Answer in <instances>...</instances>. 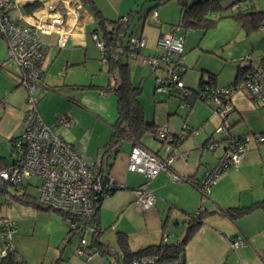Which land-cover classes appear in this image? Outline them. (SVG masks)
Listing matches in <instances>:
<instances>
[{
	"label": "crops",
	"instance_id": "0c3cea01",
	"mask_svg": "<svg viewBox=\"0 0 264 264\" xmlns=\"http://www.w3.org/2000/svg\"><path fill=\"white\" fill-rule=\"evenodd\" d=\"M149 1L151 0H92L103 16L109 20L124 17L137 8L140 10L139 15L143 17L146 13L142 15V11ZM233 1L226 0L224 5H228ZM36 2H39L40 6H35ZM256 2L258 0L254 2L255 5ZM56 3L55 8L50 9L49 5H53V0L19 2V6L11 13V17L20 24H28L33 19L35 22H42L45 19L51 21L54 18L60 20L59 25L65 36H62L58 30L47 33H43L40 29L37 30L40 40L48 46L42 64L40 86L44 88V85L46 89L53 88L57 92L62 90V85L60 84L59 88H57L59 84L57 79L59 77L55 72L56 68L58 70L60 68L65 69L66 78L65 81L63 80L65 84L67 79H73L71 74L74 69L69 71V68L82 65L88 67V63L95 59L90 51L96 53L93 48L92 41L94 39L92 35L97 29L98 23L94 12L85 5L83 0H56ZM151 5L153 3L148 4L149 7ZM240 6L246 8L249 7V4L243 2ZM157 12L158 19L156 24L159 25V30L155 39L150 41L146 39L147 36L145 37L147 21H144L138 34V37L143 36L146 39L145 48L151 42L156 45L161 34L170 30V27H164L165 21L169 19L167 11L164 9L159 11L157 9ZM218 29L224 32V35L223 37H218L221 42L216 40L215 45H221V47L226 48L228 42L233 41L237 34H241L243 38L245 37V45L251 44L253 46L252 52L255 51L256 40L254 37L252 38V34L246 35L243 28L233 19H222L216 30ZM259 30L264 31L263 28ZM192 32L197 34L199 31ZM134 34L136 35L135 32ZM207 34L208 36H206ZM209 36H211L210 31L204 36H198L196 40L192 39L191 41L190 38L188 47H192L195 43V47L201 45L205 48L212 47L211 42L214 36L212 35L208 39ZM64 37L66 41L62 42L61 39ZM205 37L206 45L203 43ZM186 40L185 46L187 44ZM195 47L194 49L197 50ZM247 48L242 47L243 54H238L239 57L235 58L236 61L245 58V55L250 51H247ZM208 49L209 52H213L212 48ZM151 54L143 53L140 56L141 60L147 62V58ZM263 55L256 56V59L252 58V65L259 64ZM224 59L226 60V57ZM199 63L198 65L196 64L197 68H199ZM206 67L204 65L201 69L210 70V68ZM187 68L188 64L184 73L187 72ZM49 69H52L51 73H49ZM217 74L219 75V73ZM19 76L20 72L16 68L15 63L8 58L7 42L0 31V141L9 143L11 155L13 140L22 133L24 128V116L27 107L28 91L21 84ZM200 76L199 73V79ZM68 85L79 87L76 84ZM71 98L69 97V100H72ZM232 104L234 111L229 115V120L232 126L230 132L233 136L264 130V111L255 107L254 101L247 93L237 92L232 97ZM71 106L70 111L74 112V108ZM206 113L207 119L205 121L208 122L204 125L201 123L203 126L201 125L202 128L200 129L204 128V130H199L196 134L184 130V126L187 124L192 130L199 129L197 128L199 126H196L197 121L189 120V118H182V120L167 118V122L170 125H162L168 126L174 133H184L186 136L180 146L182 156L178 157L172 164V168L185 180L173 181L165 172L154 178L150 183V189L156 195V202L152 208L146 210L147 212L140 214V210L134 203L132 191L134 188L144 184L147 180L146 177L130 171L128 173L116 172L111 174L114 164L112 165L110 174L111 176L113 175L112 177L116 181L128 187L121 189L128 191H126L128 197L124 201L120 197L121 202L115 201L110 206L112 208L111 215L106 214L105 209L107 207L104 202L106 199L108 201L117 198V194L115 195L114 193L108 196L102 202L99 222L104 232L100 236V241L105 253H101L96 246H90L87 255L77 256L75 249L80 242V238L74 245L73 238L77 233H70L64 219L59 214L39 210L31 204H23L12 196V199L6 202L8 210L6 209L7 214L3 216V219H8L15 225L16 232L12 235L14 249L27 264H53L57 259L60 260L58 264H121L122 254L118 247L117 231L127 234L129 246L133 251H138L150 244H159L162 241L174 242L180 238L174 239L175 229L172 226L174 225L178 229L181 226V222L185 223L189 216L188 214L196 213L200 210V207H203V210L210 212V214L205 218L204 224L186 247V264H264V211L257 209L236 220H232L221 211L232 206H248L264 197V143L254 144L252 149L246 152L238 167L224 171L210 187L206 198L203 199L196 183L205 176L210 166L217 164L219 157L224 151V146L222 147L219 143V146L214 149H210L206 145L213 138L212 135L217 128H214L215 125L211 121H215L216 126L219 123L215 112L211 113L208 108ZM73 114L71 116L74 121L72 126H74L61 127L63 129L59 131V134L68 142L80 146L78 142L84 137L79 135L75 129L77 127L75 124L83 122V119L81 115ZM41 116L48 125L56 122L57 117L55 118L52 114L43 112ZM49 126L51 127V125ZM222 139L224 140L223 135ZM156 142L158 143L156 148H152L148 144L146 146L151 151L158 153L160 144L158 141ZM3 145L7 146L6 143H3ZM97 147L100 146L96 140V143L91 145L90 150L86 149L87 155L93 157V150ZM99 155L97 154L93 158L99 159L102 156ZM129 155L130 153H128L127 157L128 163ZM163 155L165 156V154ZM0 157L10 160L7 158L6 152L0 154ZM120 169L122 170V167ZM135 175H139L141 178ZM16 201L21 205L10 207L11 203ZM25 207L32 208V213L25 211L23 209ZM129 215H131L130 218ZM124 217L126 222H123ZM185 225L187 224L185 223ZM109 228L113 230L112 234L110 233L111 230H108ZM36 233L41 235L44 240L35 238ZM238 237L249 241V245L242 248L240 252H236L231 248L232 240ZM64 242L65 244H63Z\"/></svg>",
	"mask_w": 264,
	"mask_h": 264
},
{
	"label": "built area",
	"instance_id": "2783aa9c",
	"mask_svg": "<svg viewBox=\"0 0 264 264\" xmlns=\"http://www.w3.org/2000/svg\"><path fill=\"white\" fill-rule=\"evenodd\" d=\"M37 0H0V31L6 39L8 58L21 69L19 80L28 91L27 107L24 116V128L22 133L14 141L16 157L14 164L0 168V191H6V202L12 199L7 187H13L16 192L26 186L37 189L38 204L62 211L66 214L65 223L72 233H80V242L75 249L77 256L88 254L93 238H97L99 228L97 225V199L99 194L110 195L115 188L124 186L116 181L110 174L105 175L100 162L87 155L85 148L76 146L66 141L62 135L55 133L45 123L38 108L36 91L42 77V64L47 52V44L40 40L37 30L43 33L58 30L62 36V28L58 18L51 21L45 19L42 22L31 21L28 24H20L12 19L11 13L19 6V2H34ZM56 0L50 9L55 8ZM55 4V5H54ZM56 10V9H55ZM158 12L153 13L157 20ZM37 27V28H36ZM264 29V28H263ZM180 27L172 26L171 29L161 34L157 45L164 48L166 53L162 56L155 55L147 58V62L153 70L167 69V77L157 76V91L168 93L172 86L175 90L188 93L183 87L182 73L186 68L184 53V39L179 35ZM95 46L104 55L105 44L98 34L93 33ZM62 42L66 38L61 39ZM146 40L143 36L132 40L134 47H145ZM246 60V59H245ZM246 60V63H248ZM105 61V59H102ZM168 63V65H167ZM166 71V70H165ZM251 79L238 85L237 91L233 88H221L213 94H222L211 98L218 104L217 114L221 118V124L216 128V133L228 137V145L217 165L209 167L205 176L196 183L203 199L216 179L226 170L238 167L246 152L252 149L254 144L264 143V132L249 133L240 137L232 136L231 123L228 118L234 111L232 97L237 92H247V95L255 99L256 108L264 107V83L262 69L252 72ZM227 96V97H225ZM231 98V99H230ZM227 99V100H226ZM230 99V100H229ZM184 107L189 104L184 102ZM61 122L70 125L72 117L62 115ZM156 137L164 146L165 156L155 153L141 145H134L129 155L128 170L142 174L146 182L132 191L135 195V203L139 210L146 211L155 205L156 195L150 189L151 181L160 173L165 172L173 181L185 180L173 168V162L182 153L180 149L171 146L174 137L168 126L160 125L156 129ZM213 147V143L211 144ZM39 178V182L31 179ZM8 193V194H7ZM9 195V196H8ZM203 211V207L197 211V216ZM3 231L1 241L4 246L0 253L7 255L14 252L12 235L16 232L15 225L8 219H3ZM249 245L245 238L238 237L231 242L232 250H240ZM133 264H162L159 256L148 255L136 259Z\"/></svg>",
	"mask_w": 264,
	"mask_h": 264
},
{
	"label": "trees",
	"instance_id": "16d2710c",
	"mask_svg": "<svg viewBox=\"0 0 264 264\" xmlns=\"http://www.w3.org/2000/svg\"><path fill=\"white\" fill-rule=\"evenodd\" d=\"M83 1L85 2V5L94 12V15L97 18L98 24H97V29H95L94 33L98 34L100 39L105 44L104 55L103 56L101 55V58L105 59V61L103 62L107 64V71L115 81L114 84H108L106 87L100 86L101 91L111 90V92L117 98V119L115 123L112 124V132H111L110 140L102 147L103 148L102 156L99 159L94 158L100 162V168L104 173H106L105 175L110 174V169L113 165V161L116 159L121 144L124 140L130 142L132 146L141 145L146 149L150 150L146 146L147 144L144 141V137L147 133H152L155 140L158 141L160 144L159 152L161 153L164 152V146L162 145L161 141L156 137V129L160 125L156 124L155 121H148L146 118L145 109L142 102V93H143L142 84L141 83L138 85L134 84L131 78L129 58L142 56L145 49V47H134L132 45V40L135 37H138V35H135L133 32L134 26L137 24V22H140L142 19H143V23L144 21L146 22L151 15L153 16V13L157 11L158 7L167 4L171 1H176L179 6L180 18L178 23L172 24V26L180 27L179 35L183 36L184 39L183 55L185 56V61H186L185 40H186V35L189 32L199 31L202 32L201 36H204L211 29L216 28L219 22L224 18H231L234 21H236L243 28L246 35H251L257 30L264 28V10L256 7V5L254 4L256 0H234L232 3L228 5H224L221 0H151L154 1L156 4L146 11L145 16L141 17L139 15L140 10L139 8H137L134 11H130L126 16L116 20H109L105 18L102 12L92 2V0H83ZM243 2L248 3L249 7L242 8L240 5ZM35 6H40L39 2H36ZM234 7L236 8V10ZM163 50L164 52L162 54H151V56H149L148 58L153 57L155 55H158V57L162 56L163 54L166 53V50L164 48ZM245 59L246 60L250 59V60H248V63H246ZM237 63H238V67L234 80L227 85L219 86L218 74L211 70L204 69L202 70L199 79L198 88L186 86L182 82L183 87L189 91L188 93L175 90V85H170L172 86V89L165 94L169 96L178 97L181 103L183 104L184 102L188 103L189 106L185 107L188 110L187 113L192 109V107L194 106L197 100H201L210 106L213 107L215 106L214 110L215 113L217 114L218 104H216L215 101H213L211 98L213 97V95H218V97L222 99L224 95L222 94L219 95L218 93L213 94V92H216V90H219L221 88H230V89L233 88L234 90L237 91L238 85H240L241 83L248 82L251 79L250 75L252 74V72L257 71L259 69H262V75H263L262 82L264 83V55L262 56L261 62L255 66L252 65V60L250 57H245L240 61L238 60ZM161 70L163 72H160V74L156 73L155 76V89H157V84H156L157 76L160 75L163 77H167L168 75L166 73L167 69L162 68L160 69V71ZM79 87L81 89V86ZM249 97L253 101H255L253 97L251 96ZM260 108H264V107H260ZM184 130L196 134L198 133L200 128L192 130V128L188 127L187 124L184 126ZM261 132H264V130ZM215 133H216V129H215ZM252 133H258V132H252ZM172 135L174 137V140L173 142H171V146L180 149L182 142H184L185 140L186 137L185 134L184 133L177 134L172 132ZM214 135L215 134L212 135L213 138L206 145H208L210 149H214L215 147L219 146L218 143L221 145V143L224 142L223 152H225L228 145L227 142L228 137L224 136V140H223L222 135H219L220 136L219 139H216ZM240 136L243 135H239L235 137H240ZM14 141L15 139L13 140V146H12V160H7L3 157H0V168H5L10 166L11 164H14L16 160L15 159L16 151H14ZM212 143H213V147H211ZM221 156L219 157V159L221 158ZM28 188L29 187L26 186L21 191L14 192L12 196H14L15 200L23 204H31L39 210L57 213L64 220L66 219V214H64L62 211L52 209L49 207H44L38 204L36 199L37 194L33 195L29 193ZM124 188H128V187L124 185L122 187L115 188L113 192L107 196H104L102 193L99 194L97 199V213H96L97 225L100 232L99 237L104 232V230L100 227V222H99V214L103 200L106 197L113 195L117 190H121ZM4 192L6 193V191ZM206 196L207 194L205 195V198ZM257 209H262L264 211V197L252 202L248 206H232L223 209L221 211L232 220H236L237 218L250 214L251 212ZM209 214L210 212L204 210L200 213L199 216H197V212L193 214H188L189 216L185 221V223L187 224L186 230L183 236L179 240L174 242L162 241L159 244H150L138 251H133L130 248L128 243V236L125 232L117 231L118 247L122 254L120 261L121 264H133V262L136 259L148 255L159 256L162 264H186V261L185 263H182V255L185 253L187 245L195 236V234L200 229V227L204 224L205 222L204 220ZM68 228L70 230L69 226ZM2 231H3V227L1 224L0 234L2 233ZM3 246L4 243L3 241L0 240V251L1 248H3ZM93 246H96L101 253H105V250H103L102 248V243L97 238H93V240L91 241V247ZM59 261L60 260L57 259L53 264H58ZM0 264H27V263L14 249L13 253H8L7 255H2L0 253Z\"/></svg>",
	"mask_w": 264,
	"mask_h": 264
},
{
	"label": "rangeland",
	"instance_id": "374dc122",
	"mask_svg": "<svg viewBox=\"0 0 264 264\" xmlns=\"http://www.w3.org/2000/svg\"><path fill=\"white\" fill-rule=\"evenodd\" d=\"M226 0H222V3L225 4ZM150 7L148 4H152ZM148 4L146 3L143 11V13H146V11L153 7L156 3L149 1ZM256 7L259 9H264V0H258L256 2ZM165 10L167 11L169 15L168 21H165L164 27H171L170 24H176L179 21L180 14H179V6L176 1H171L167 4H164L160 7H158V10ZM225 21V20H224ZM157 21L153 18L151 15L147 19V23L145 25L146 31H145V37L146 39L152 41L155 39V36L157 35V32L159 30V25L156 24ZM226 23V22H223ZM233 23V22H230ZM143 25V21L137 22V25L134 26V32L136 35L140 33V29ZM234 25V24H233ZM218 27V25H217ZM216 27V28H217ZM222 27V26H219ZM216 28L210 30V35L208 39L214 36L213 41L211 42L213 52H209L208 48L203 47V45L195 47L196 43L192 47H188V44L190 43L192 39H195L199 36L201 37L202 32H189L187 37V44L185 46V54H186V65L188 64L187 72L183 73L182 76V82L186 86H190L193 88H198L199 84V73L201 75V68L205 65L206 68H210L211 71L215 73H219L218 75V84L219 86H224L229 83H231L234 80L238 63L235 58L239 57L238 54H243L242 47H248L247 55L245 57H250L251 59H256L258 55L264 54V31L258 30L254 33H252V38L256 40V45L254 46V52L253 46L251 45H245V37L241 36V34H237V37L233 39V41L227 43V47H221V45H215V41L221 42L218 40V37H223L224 32H221L219 29L216 30ZM232 28V27H231ZM208 36V34L206 35ZM145 39V40H146ZM206 37L203 41L205 44ZM250 41V40H248ZM94 51H90V53H93V58L91 62L88 63V67L85 66H79L74 68H69V71L71 69L73 70V73L71 74L72 80L67 79V83H63V80L65 81V74L66 71L63 68H60L59 70L56 68L55 72L58 75L57 82H59L57 88H59V85H62V90L55 91L53 88L46 89L43 85L42 88L40 84H38V88L36 91V98L38 100L37 102V108H39V112L41 115L43 112H46L48 114H52L56 118V122L50 123L52 130L59 134V131L63 128L61 127H71L74 123L73 117L71 116L74 112V114H79L82 116L83 122L76 123L77 127L75 128L80 136H83L84 138L81 139L78 142V145L83 146V148L89 149L91 148V145L99 142V146L96 149L93 150V155L100 154L102 155L103 148L102 146L109 140L112 132V124L115 123L117 119V98L116 96L111 92V90H100V86L106 87L108 84H114L115 81L113 77L109 74L107 71V64L102 62L101 58V52L100 50L94 45L95 41H92ZM251 43V41H250ZM206 45V44H205ZM225 46V45H224ZM197 48V50L194 49ZM225 50H224V49ZM204 50V51H202ZM144 54L152 53V54H162L164 50L159 47L155 43H148V46L144 49ZM223 53V55H222ZM226 57V60L224 59ZM233 56V57H231ZM223 59H222V58ZM233 60H232V59ZM199 68L196 67V64ZM130 63V70H131V78L134 84H142L143 87V93H142V102L145 109L146 118L148 121H155L158 125H170V123L167 122L168 119L179 120L182 118H189V120L197 121V125L199 126L197 128H202L201 123L203 125L208 122L205 121L207 119V113L206 109H210L211 113H214L215 106H210L206 104L205 102L201 100H197L192 107V109L187 113V108L184 107L183 103H181L180 99L176 96H169L165 93H161L156 91L155 89V74L160 72H163L160 69L153 70L152 66L146 62L141 60V57H131L129 58ZM16 68L19 70L21 74V69L17 64ZM201 66V67H200ZM186 68L183 69L185 71ZM52 72V69H49V73ZM76 82V83H69V82ZM68 84H76V87L74 85H68ZM69 97H72V100H69ZM39 98V99H38ZM40 100V101H39ZM70 105L74 108V112L70 111ZM208 107V108H207ZM261 111H264V108H260ZM70 115L72 117V122L70 125H66L65 123L60 121V117L62 115ZM73 114V115H74ZM218 116V115H217ZM168 118V119H167ZM219 123L217 126L221 124V119L219 118ZM209 120V119H208ZM213 125H215L214 128H216L215 121H211ZM200 123V124H199ZM202 125V126H203ZM74 126V125H73ZM72 126V127H73ZM201 130V129H200ZM204 130V128L202 129ZM172 132V131H171ZM214 137L216 139L220 138V134L214 133ZM61 135V134H60ZM63 137V136H62ZM67 141V140H66ZM144 141L146 144L151 146L152 148L158 147V143L156 142L154 136L152 133H147L144 137ZM1 147H0V154L7 153V158L12 160L11 155V148L9 146V143L0 141ZM3 143H6L7 146H4ZM222 147L224 146V142L221 143ZM221 147V148H222ZM131 144L130 142L124 140L121 144L120 151L116 157V159L113 161L114 167L112 169L111 174H115L116 172H123L128 173V153L131 151ZM87 152V150H86ZM88 154V153H87ZM92 155V156H93ZM93 156V157H94ZM90 157V155H89ZM91 157V158H93ZM113 160V159H112ZM110 160V161H112ZM122 167V170L120 169ZM113 176V175H112ZM137 177H140L139 175H135ZM141 178V177H140ZM34 182H39V178H33L31 179ZM121 182V181H120ZM9 194H14L13 187L8 186L7 187ZM127 190H117L115 192V195L117 194V198H113L111 200L106 199L104 202V205L107 207L106 214L111 215L112 214V208L110 206L115 203V201L121 202L120 197L124 200L127 199L128 195L126 194ZM4 191H0V225L3 223V216L7 214V207H6V193ZM28 192L36 195L37 189L34 187H29ZM128 192V191H127ZM7 193V194H8ZM123 193V194H122ZM134 195V193H133ZM9 196V195H8ZM107 198V197H106ZM133 199L135 200V195L133 196ZM156 202V201H155ZM135 203V201H134ZM15 205H21L17 201L14 203H11L10 207H14ZM136 205V203H135ZM137 206V205H136ZM138 208V207H137ZM7 209V210H6ZM27 212L32 213V208H23ZM147 211H141L140 214L145 213ZM131 215H129L130 218ZM142 217V215H141ZM128 218V219H129ZM123 222H126V218H123ZM136 224V223H135ZM175 229V236L174 239L181 238L186 230V225L184 222H181V226L177 229L176 226H172ZM108 230H111L110 228ZM107 230V231H108ZM113 230H111V234ZM110 234V235H111ZM80 233L78 232L74 238H73V244L75 245L76 242L79 241ZM35 238H39L44 240L41 235L36 233ZM1 240V235H0ZM65 244V242L63 243ZM74 248V246H73ZM186 254V253H185ZM186 256V255H185Z\"/></svg>",
	"mask_w": 264,
	"mask_h": 264
},
{
	"label": "water",
	"instance_id": "95a60500",
	"mask_svg": "<svg viewBox=\"0 0 264 264\" xmlns=\"http://www.w3.org/2000/svg\"><path fill=\"white\" fill-rule=\"evenodd\" d=\"M100 233V232H99ZM98 240H100L99 234L97 237ZM101 242V241H100ZM102 243V242H101ZM120 260V259H119ZM182 263H185V253L182 255Z\"/></svg>",
	"mask_w": 264,
	"mask_h": 264
}]
</instances>
